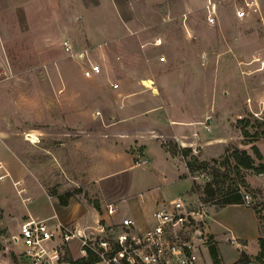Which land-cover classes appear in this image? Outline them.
Listing matches in <instances>:
<instances>
[{"label": "rangeland", "instance_id": "374dc122", "mask_svg": "<svg viewBox=\"0 0 264 264\" xmlns=\"http://www.w3.org/2000/svg\"><path fill=\"white\" fill-rule=\"evenodd\" d=\"M209 1L0 0V67L10 71L0 80V175H6L0 177V264H24L13 236L29 213L55 214L91 230L99 222L118 223L124 214L150 222L163 198L196 200L201 195L192 191V180L204 184L208 176H189L184 159H172L164 143L192 142L194 154L207 160L230 146L252 152L253 143L264 153V134L244 132L255 131V120L264 122L246 101L252 97L255 109L264 102V0L259 14L243 19L237 0H214V24L207 18ZM65 39L74 53L88 50L101 74L83 76L88 61L72 58ZM209 114L211 130L205 128ZM245 117L253 121L248 127ZM245 175L256 191L242 190L254 205L220 209L209 203L208 223L218 209L233 227L249 225L243 227L247 239L218 234V241L209 227L199 264H215L213 242L221 264L242 251L260 252L254 234L257 219L264 235V174L248 169ZM70 190L74 195L64 205L59 195ZM110 202L117 209L112 217Z\"/></svg>", "mask_w": 264, "mask_h": 264}, {"label": "built area", "instance_id": "2783aa9c", "mask_svg": "<svg viewBox=\"0 0 264 264\" xmlns=\"http://www.w3.org/2000/svg\"><path fill=\"white\" fill-rule=\"evenodd\" d=\"M207 10L208 21L214 24L217 21L216 1L210 0ZM260 12V0L236 1V14L241 19ZM161 43V38L156 39V45ZM63 47L79 63L86 58L88 65H82L83 76L101 74L102 66L91 59L88 50L74 53L68 39L63 41ZM159 59L166 61L167 57L162 55ZM254 60L259 62L261 57L257 56ZM262 63L264 65V61ZM9 73L7 66L0 67V80L8 77ZM112 86L118 88L119 84L113 82ZM246 101L250 113L264 121V105H261L264 102L259 101V109H255L252 97ZM239 118H243V115H239ZM211 120L212 116L207 115V130H211L207 124ZM147 161L142 160L143 163ZM2 168L3 163L0 162V170ZM5 176L0 175L1 179ZM21 191L26 193L27 189L24 187ZM243 194L244 204L254 205L252 196L244 191ZM24 201H31V197ZM208 207L209 203L199 197L194 200L178 196L160 202L152 212L150 222L122 215L118 223L99 222L91 230L78 224L62 223L58 221L57 215L39 218L29 213L27 219L19 225L13 241L22 247L24 264H79L80 259L90 255L105 264H199L202 246H206L208 241ZM116 211L114 203L106 204V212L110 217ZM53 219H57V222H52ZM196 241H202V244ZM232 242L235 240L232 239ZM236 244L240 245L239 242Z\"/></svg>", "mask_w": 264, "mask_h": 264}, {"label": "trees", "instance_id": "16d2710c", "mask_svg": "<svg viewBox=\"0 0 264 264\" xmlns=\"http://www.w3.org/2000/svg\"><path fill=\"white\" fill-rule=\"evenodd\" d=\"M246 118V117H245ZM247 127L252 123V119L246 118ZM258 122V123H257ZM251 124L255 131L250 133L248 129H244L246 135H251L253 138L260 137L264 131L260 130L262 124L259 120ZM253 143V141H252ZM166 149L174 157H182L188 169V175H195L197 172L205 173L208 180L204 184H199L195 179L192 180V191L200 193V199L217 205L220 207L231 204H244V194L242 188L255 192L250 183L247 181L245 170L254 169L258 174H264V157L258 145L252 144V152L244 148L230 146L226 149V153L219 158L212 160L201 159L194 154L193 147H182L179 143L169 141L164 143ZM257 159L260 161L257 162ZM231 174L234 176L231 177ZM74 195L73 191H68L64 195H59L61 202L68 204L69 198ZM97 209L100 210V204L96 203ZM212 237V235H211ZM260 244V252L251 256L246 251L240 253L239 258L231 264H264V235L258 238ZM210 254L215 264H221L220 250L216 243H212L209 248ZM99 262L97 257L92 255L80 259L79 264H95Z\"/></svg>", "mask_w": 264, "mask_h": 264}, {"label": "crops", "instance_id": "0c3cea01", "mask_svg": "<svg viewBox=\"0 0 264 264\" xmlns=\"http://www.w3.org/2000/svg\"><path fill=\"white\" fill-rule=\"evenodd\" d=\"M150 128H153L151 125L150 126H147V129H150ZM134 130V129H133ZM184 131H185V133L187 132V134L188 135H190V136H193L194 138H195V140H196V137L195 136H199V134H197V132L195 131V130H192L191 129V131L190 130H188V129H185L184 128ZM175 132H177L176 130H174V133ZM134 134V133H133ZM133 134H131V135H133ZM195 134H197V135H195ZM127 136H129V135H127ZM175 136L176 137H178L176 134H175ZM132 137H134V135L132 136ZM179 138V137H178ZM198 138H200V136L198 137ZM133 140V139H132ZM212 141V140H211ZM260 141H258V143H259ZM192 143V142H191ZM191 143H190V145L189 146H191ZM258 145V147H259V149L261 150V148H260V146H259V144H257ZM169 152V151H168ZM261 152H262V150H261ZM262 154H263V156H264V153L262 152ZM171 155V154H170ZM172 156V155H171ZM172 159H174L175 157L174 156H172L171 157ZM185 166H186V163H185ZM185 169L186 170H188L187 169V166L185 167ZM187 173H188V171H187ZM165 198H163V199H161V200H158L157 202H156V204H157V206H158V204L160 203V202H162V200H164ZM144 202V201H143ZM232 205H235V204H232ZM236 205H241L242 206V204H236ZM156 206V207H157ZM228 206V205H227ZM224 207H226V206H224ZM224 207H219L220 209H222V208H224ZM154 211V210H153ZM152 211V212H153ZM216 213H215V215L216 216H214L212 219H211V221H210V223H208V226H207V230H208V228L210 227V231H209V233L212 235V234H214V236H215V238L219 241V239H218V234L219 235H221V236H225V235H228V234H232V235H235L236 237H243L245 240L247 239V238H245V236H244V233L247 231V229H245V228H243V227H249V225L247 224V225H245V226H243V227H233L232 225H230L229 223H227V221L224 219V218H220V211L218 210V209H216V211H215ZM55 215V214H54ZM124 215H128V214H124ZM254 215L255 216H257L255 213H254ZM128 216H131V215H128ZM49 217V216H48ZM134 217V216H133ZM138 219V218H137ZM139 220V219H138ZM96 221H97V219H96ZM141 222H145L146 220H140ZM76 224V223H75ZM216 224L217 225H219L220 226V229H217V226H216ZM80 225V224H79ZM251 226H252V231H253V234H254V223L253 224H251ZM255 227H257V231H256V233L254 234L255 235V237L258 239L259 237H260V228H259V220H257L256 219V223H255ZM98 263V262H97ZM102 263V262H101ZM96 264V263H95Z\"/></svg>", "mask_w": 264, "mask_h": 264}]
</instances>
